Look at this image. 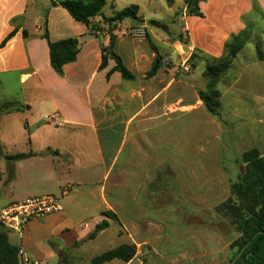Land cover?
<instances>
[{"label": "crops", "instance_id": "0c3cea01", "mask_svg": "<svg viewBox=\"0 0 264 264\" xmlns=\"http://www.w3.org/2000/svg\"><path fill=\"white\" fill-rule=\"evenodd\" d=\"M208 1V7L214 9L207 16L203 11L205 3H201L205 17H196L198 31H192L190 40L193 43L195 39L194 48L219 58L227 38L242 31L241 18L251 12L253 0ZM26 7L25 0H0V71L10 70L11 65L21 68L19 82L31 105L28 110L50 108L57 127L50 129L42 120L28 124L27 159L31 166L40 167L43 187L35 196L19 202L60 195L64 209L25 222L21 235L11 230L19 239L22 264H91L94 257L108 251L96 253L94 245L113 228L117 242L114 248L134 245L137 252L130 262L116 259L106 264H224L230 243L239 237L231 226L227 233L206 226L198 228L191 219L197 210L168 211L151 206V201L161 194L175 191L173 183L177 179L160 176L161 169L176 173L175 168H203L208 164L207 139L204 147L202 139L195 146L197 152L206 154L204 160L192 159L193 107L190 100L173 90L177 85L184 90L188 84L182 76L177 79L178 68L183 65H164L167 58L162 52L176 59L180 42L155 35L151 41L160 46V51L138 46L134 40L143 37L132 34V29L145 31L149 26L145 18L140 24L126 20L115 31L114 51L136 79L124 80L119 72L108 78L116 65L114 60H109L104 69L100 66L102 47L110 45L112 32L106 34L98 18L92 25L98 24L103 31L93 33L88 26L74 21L65 9L51 6L44 20L51 41L71 37L80 41L77 61L66 65L60 76L51 66L48 42L41 37L44 28L38 22L34 31L22 24L16 36L1 47L15 28L11 21L24 14ZM55 12L65 19L63 24L54 21L52 25L50 19ZM127 25L126 32L133 39L119 32ZM24 29L29 38L23 37ZM159 56L161 68L147 78ZM208 113L206 109V121ZM207 134L206 122L205 138ZM178 136L187 137L188 141L178 143ZM35 149L48 150L38 154ZM198 189L207 191L208 178L199 183ZM106 212L115 214L117 220L107 218ZM104 220L109 227L90 240L96 226Z\"/></svg>", "mask_w": 264, "mask_h": 264}, {"label": "rangeland", "instance_id": "374dc122", "mask_svg": "<svg viewBox=\"0 0 264 264\" xmlns=\"http://www.w3.org/2000/svg\"><path fill=\"white\" fill-rule=\"evenodd\" d=\"M52 1L63 0H25L27 3L25 13L17 15L14 18L16 21L14 22L13 19L11 25L25 24L30 31H34L35 25L39 23L45 28L44 20L47 19ZM256 1L257 7L253 4L251 12L241 18L242 30L246 28V23L255 25L253 39L238 55L231 70L222 77L218 85L221 93V119L208 113V121L205 120L206 108L199 93L208 91V81L204 77V70L206 64L215 57L193 47L195 39L192 37V43L190 35L197 29L198 19L186 14L184 0H176L172 6L167 0H107L108 5L104 9V14L111 17L114 13L129 6H139L140 13L143 15L140 18L142 20L145 18L149 28L143 30L145 32L143 38L134 37L137 38L134 41L138 46L152 49L154 44L151 37L155 35L162 39L180 42L176 47L178 54L176 59L169 58L171 55L168 52H162V56L167 58L164 65L170 68H175L179 64L183 65L178 68L177 79L182 76L188 84L184 90L178 85L173 90L178 93V96L183 95L185 99L190 100L193 107L190 119L193 128L190 139L194 145L191 153L192 159L204 160L206 154L197 152L195 146L199 145L202 139L204 147L205 139H207L208 164L203 168L200 166L175 168L176 173L173 169H161L160 176H172L177 179L176 184L173 183L175 191L166 190L167 192L161 194L158 199L151 201V206L168 209V211L180 208L197 210V215L191 216L194 227L206 226L209 230H224L227 233L228 227L231 226L236 231L230 220L219 213L218 207L230 198L232 185L238 182L244 174L243 155L252 149L264 153V60H258L255 48L256 43H259L264 53V4H262L264 0ZM204 3L203 11L208 16L214 8L208 7V0ZM50 20L52 25L54 21L58 25L65 22V19L57 12ZM95 26L99 27L98 24ZM103 29L106 34L109 32L107 27ZM126 30H129L128 25L119 28V32H124L133 39ZM112 35H116L115 31ZM229 38L230 36L227 40ZM185 46L190 50L185 51L183 48ZM154 47L160 51V46L158 48L154 45ZM193 54L197 57L195 69L192 68L191 62ZM186 66L189 67V71L185 70ZM10 68V70L0 71V207L35 196L43 187V174L40 167L31 166V162L27 159L30 154L28 124L31 125L34 120H42L50 129L57 127L50 108L28 110L31 105L26 102L24 86L19 82L22 69L15 65H11ZM45 117H49V120H45ZM180 120L184 119L180 118ZM206 122L207 138L204 136ZM200 126H202V136ZM177 140L180 143V140L188 141V138L178 136ZM47 150L43 149L44 153ZM34 151L38 154L43 152L42 149ZM19 154L26 157L16 160L6 158ZM206 178H208V189L200 192L199 183L201 181L204 183ZM32 180L36 182L34 185L31 183ZM189 187L191 190H188ZM59 198L62 201L60 195ZM113 230L114 228L109 230L106 236L94 245L96 253H102L116 246ZM10 239L12 243L19 245V239L12 231ZM234 241L230 243V246ZM230 246L229 257L224 264H230L236 253V249L232 250Z\"/></svg>", "mask_w": 264, "mask_h": 264}, {"label": "trees", "instance_id": "16d2710c", "mask_svg": "<svg viewBox=\"0 0 264 264\" xmlns=\"http://www.w3.org/2000/svg\"><path fill=\"white\" fill-rule=\"evenodd\" d=\"M175 1L167 0L170 6ZM204 1L184 0L186 14L190 17L204 18L205 16L200 6ZM253 1L254 6L257 7V1ZM51 5L52 7L65 9L74 21L88 26L93 33L97 32L100 28L92 25L93 21L98 18L107 27L109 32L116 31L118 26L126 20L133 23L143 22L139 15L140 8L136 5L116 12L111 17H107L104 14V9L108 5L107 0H63L60 2L52 1ZM13 21L15 22L16 19ZM246 24V28L238 34L231 35L225 42L223 55L219 58H212L205 66L204 77L208 81V91H201L199 96L207 111L218 119H221V93L218 85L222 77L231 70L238 55L253 39L255 25L251 23ZM22 26L21 23L15 26L14 30L1 43L2 48L16 36ZM22 34L24 38L30 37L28 31L25 29ZM41 37L48 42L52 68L57 74L63 76L64 67L76 62L78 59L80 53L79 39L71 37L52 42L49 37L46 21L44 34ZM114 44L115 36L111 35L110 45L102 47V63L100 68H106L109 60H114L116 65L108 73V78L114 72H119L124 80H135L136 76L129 71L122 58L115 53ZM152 48L156 50L153 45ZM255 48L258 60L263 61L264 53L260 44L256 43ZM161 59V56H159L155 60L151 70L146 75L147 78H152L157 74L161 68ZM196 60L197 57L193 54L191 62L194 69L196 68ZM25 157V155L19 154L6 158L16 160ZM242 160L245 165L244 174L238 182L232 185L230 198L218 207V211L230 220L240 235L230 246V249H236L233 259L248 245L236 264H264V153L262 154L259 150L252 149L243 155ZM104 215L109 219L117 220L116 215L112 212H106ZM108 227L109 222L107 220L98 224L90 236V240H94L101 231ZM10 232V229H7L0 223V264H22L20 248L10 242ZM136 252V246L123 245L94 257L91 260V264H106L116 259L130 262L136 256ZM143 264H147V262Z\"/></svg>", "mask_w": 264, "mask_h": 264}, {"label": "built area", "instance_id": "2783aa9c", "mask_svg": "<svg viewBox=\"0 0 264 264\" xmlns=\"http://www.w3.org/2000/svg\"><path fill=\"white\" fill-rule=\"evenodd\" d=\"M132 34L137 37H144L145 32L132 29ZM185 70L189 71V67L186 66ZM46 119L48 118L46 117ZM63 209L60 198L56 196L48 195L27 199L0 209V223L7 229L21 235L25 222L46 218L49 215L62 212ZM33 264L42 263L35 261Z\"/></svg>", "mask_w": 264, "mask_h": 264}, {"label": "water", "instance_id": "95a60500", "mask_svg": "<svg viewBox=\"0 0 264 264\" xmlns=\"http://www.w3.org/2000/svg\"><path fill=\"white\" fill-rule=\"evenodd\" d=\"M185 51H189L190 48L185 46L183 47ZM248 246V245H247ZM247 246H245L240 253L230 262V264H236V262L239 260V258L241 257V255L243 254V252L246 250Z\"/></svg>", "mask_w": 264, "mask_h": 264}]
</instances>
